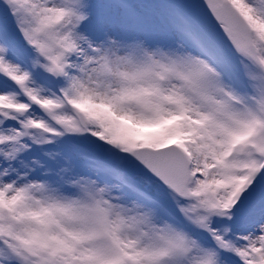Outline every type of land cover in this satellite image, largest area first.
<instances>
[{
  "label": "snow or ice",
  "instance_id": "snow-or-ice-1",
  "mask_svg": "<svg viewBox=\"0 0 264 264\" xmlns=\"http://www.w3.org/2000/svg\"><path fill=\"white\" fill-rule=\"evenodd\" d=\"M0 264H264V0H0Z\"/></svg>",
  "mask_w": 264,
  "mask_h": 264
}]
</instances>
